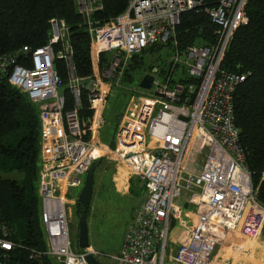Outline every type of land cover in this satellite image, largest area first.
Returning a JSON list of instances; mask_svg holds the SVG:
<instances>
[{"label": "built area", "instance_id": "2783aa9c", "mask_svg": "<svg viewBox=\"0 0 264 264\" xmlns=\"http://www.w3.org/2000/svg\"><path fill=\"white\" fill-rule=\"evenodd\" d=\"M75 1L91 37L92 76H75L68 28L61 20L50 22L43 47L0 56V77H7L9 85L38 109L37 191L45 250H29V259L46 256L53 264H88L87 254L97 258L90 248L72 247L67 191L81 188L90 165L111 154L142 182L145 196L119 250L109 259L115 264H165L166 259L172 264H213L215 247L241 222L243 233L254 234L264 219L233 116V94L247 73L221 67L233 33L247 21V0H220L214 7H208L206 0H131L122 14L99 27L90 21L91 14L101 9L99 0ZM187 11L203 12L215 25L212 43L178 49L176 27ZM166 44L171 52L165 71L153 70L150 89H142L145 97L138 98L140 87L130 90L132 99L109 150L97 136L127 60L148 47ZM103 53L110 54V62L100 70ZM56 57L67 65L71 108H66L62 81L53 67ZM83 98L90 112L86 118L79 115ZM147 135L154 139L153 145L147 144ZM183 191L189 192L187 203L196 220L188 242L168 255V231ZM20 248L0 223V264H8L9 252Z\"/></svg>", "mask_w": 264, "mask_h": 264}, {"label": "trees", "instance_id": "16d2710c", "mask_svg": "<svg viewBox=\"0 0 264 264\" xmlns=\"http://www.w3.org/2000/svg\"><path fill=\"white\" fill-rule=\"evenodd\" d=\"M130 1L99 0L101 9L91 14L92 25L99 27L115 19L126 10ZM219 1L206 0V5L214 7ZM245 12L247 21L233 33L221 67L229 72L247 73L233 94L234 124L239 131L244 163L251 175L255 198L264 206V0H247ZM52 20H61L68 28L67 40L75 76L82 79L92 76L91 37L85 19L77 12L75 0H0V56L46 45ZM215 29L203 12L182 13L176 27L178 49L212 43ZM60 48V44L54 45L55 51ZM170 52V45L166 44L154 45L132 55L122 82L131 83L145 69L143 54L169 56ZM109 62L110 54H101L100 70ZM53 67L62 81L66 108H71L66 62L56 57ZM158 69L165 71V67L160 65ZM79 115L83 118L90 115L85 98ZM39 141L37 107L23 93L11 87L7 77H1L0 223L8 228L9 239L22 247L9 252L8 264H52L46 256L29 259V250H45L37 191ZM67 198L70 199L69 194ZM77 205L79 213L84 211L87 219L89 207Z\"/></svg>", "mask_w": 264, "mask_h": 264}, {"label": "rangeland", "instance_id": "374dc122", "mask_svg": "<svg viewBox=\"0 0 264 264\" xmlns=\"http://www.w3.org/2000/svg\"><path fill=\"white\" fill-rule=\"evenodd\" d=\"M143 57L145 69L136 76L134 75L135 78L131 83L122 82L126 69L129 68L130 59L127 60L119 86L114 87L110 93L104 111L105 126L101 131V136H103L104 139L102 140L100 138L99 141L103 146H107L105 142L106 139L113 136L118 126V119L124 115L129 105V100L132 99L130 90L133 87L140 89L139 82L147 72H149L147 74H151L153 69H158V65L166 67L169 56H163L162 53L159 56H157V54L146 53L143 54ZM157 57H159L160 60H157ZM145 94V91L140 89L138 98L145 97ZM147 144H154V139L149 135H147ZM186 156L182 160V167L185 164ZM100 160V166L97 170L95 169L94 172L92 199L91 204L88 206V218L86 219L89 228V250L98 253L97 258L101 264H114V262L109 259V256L119 250L126 227L135 210L144 200L139 199L142 182L132 176L130 170L115 156L106 154ZM116 179H122L121 181L125 184L127 182L132 189L134 188V190L139 193L135 192L134 195H131L130 199L125 197L127 194L121 195V193H118V196H114ZM80 189L81 188L68 190L67 193L70 195V199H66L68 200L67 220L73 249L77 248V220L80 210L77 205V196ZM188 195V191H183L177 202H179V204L182 202L185 204ZM176 207L179 210L171 219V226L167 236L168 245L174 249L178 247L186 235L189 234L191 228L189 225L190 221H186L181 216L182 213L177 204ZM179 220H182V222ZM165 264L172 263L166 259Z\"/></svg>", "mask_w": 264, "mask_h": 264}, {"label": "crops", "instance_id": "0c3cea01", "mask_svg": "<svg viewBox=\"0 0 264 264\" xmlns=\"http://www.w3.org/2000/svg\"><path fill=\"white\" fill-rule=\"evenodd\" d=\"M101 131L97 136L98 141H100V138L102 140L104 139L103 136H101ZM113 136H111L109 139H106L105 142L107 143V145L110 142H112ZM123 165L127 167V165L125 164ZM121 180L122 179L115 180L114 196L115 195L118 196L119 195L118 193H121V195L127 194V196L125 197L126 198L128 197V199H130L131 195H134L135 192L139 193L138 191H135L134 188L132 189V187H130V185L127 182L125 184ZM144 196H145V189H143V184H142L141 193L139 194V199L140 200L144 199ZM177 201L176 204L181 210L182 213L181 216L186 221L189 220L190 221L189 225L191 226L189 230V234L186 235V237L180 243V244H184L189 240V236L193 229V224L195 223L196 218L193 213L192 206L187 203V200L185 204L183 202L179 204V202ZM242 224L243 222H241L236 229L230 232L222 240V242L215 247L212 257L213 264H264V219L260 222L254 234L243 233ZM176 248L174 249L168 245V255L173 254Z\"/></svg>", "mask_w": 264, "mask_h": 264}, {"label": "water", "instance_id": "95a60500", "mask_svg": "<svg viewBox=\"0 0 264 264\" xmlns=\"http://www.w3.org/2000/svg\"><path fill=\"white\" fill-rule=\"evenodd\" d=\"M1 79V77H0ZM152 76L146 74L142 77L139 82V87L144 90H149L151 87ZM120 119H118V123ZM114 143H109V150H113ZM101 160H95L89 167L86 172L83 185L80 189V192L77 196V203L82 206H89L91 204L92 193H93V183H94V172L95 169L100 164ZM78 236H77V248L80 250L88 249L89 244V228L86 220V215L84 211H81L78 215L77 220ZM86 261L88 264H101L98 258L93 254L89 253L86 255Z\"/></svg>", "mask_w": 264, "mask_h": 264}, {"label": "bare ground", "instance_id": "6f19581e", "mask_svg": "<svg viewBox=\"0 0 264 264\" xmlns=\"http://www.w3.org/2000/svg\"><path fill=\"white\" fill-rule=\"evenodd\" d=\"M153 72V71H152ZM149 75H151V74H149ZM142 79V78H141Z\"/></svg>", "mask_w": 264, "mask_h": 264}]
</instances>
